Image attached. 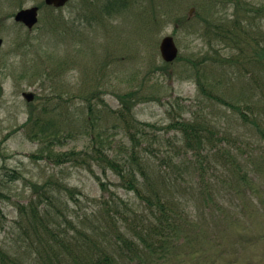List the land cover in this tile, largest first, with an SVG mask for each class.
<instances>
[{"label": "rangeland", "instance_id": "1", "mask_svg": "<svg viewBox=\"0 0 264 264\" xmlns=\"http://www.w3.org/2000/svg\"><path fill=\"white\" fill-rule=\"evenodd\" d=\"M34 5L40 6V20L33 29L14 21L17 10ZM245 8L251 22L245 29L242 21L235 25L219 18L236 14L243 20ZM217 27L230 28L235 37H219ZM246 30L248 35L240 37ZM166 35L179 47L172 63L164 62L159 49ZM0 38V246L33 261L35 252L29 254L33 248L19 222L20 204L38 202L46 193L61 199L56 203L64 212H59L61 238L66 227L69 235L75 232L65 216L81 226L78 215L91 214L110 191L143 207L135 191L124 188L112 169H104L95 148L121 155L131 145L118 118L126 102L137 120L152 124L145 126L142 152L151 159L153 186L161 191L165 186V198L184 207L192 225H204L182 235L181 229L176 242L162 250H140L145 263L264 264V214L256 215L264 213V0H70L60 8L44 0H0ZM24 91L34 93L33 101L22 96ZM130 91V100L121 97ZM182 118L204 128L211 137L207 149L198 154L199 149L184 148L179 131L169 127ZM51 151L57 156L48 157ZM72 151L74 158L68 154ZM182 159L189 166V182L180 176ZM239 173L257 180L254 193L252 182L246 185L249 197L233 194L252 207L241 212L228 202L222 216L232 224L224 229L227 223L212 220V180L228 187ZM62 185L73 189L74 197L59 191ZM240 232L246 236L243 260L235 262L214 236L227 242ZM52 243L36 252L42 257L59 252V243ZM120 262L134 264L129 255Z\"/></svg>", "mask_w": 264, "mask_h": 264}, {"label": "trees", "instance_id": "2", "mask_svg": "<svg viewBox=\"0 0 264 264\" xmlns=\"http://www.w3.org/2000/svg\"><path fill=\"white\" fill-rule=\"evenodd\" d=\"M259 11L260 8H258ZM248 12L249 10L245 11L243 20H240L235 15L233 19L235 25L239 24L238 21H242L243 29H245L247 23L251 25ZM219 14L220 11L216 12L212 18L219 16ZM219 18L223 22H230L233 17H228L225 14L221 17L219 16ZM206 20L208 24H214L210 19ZM215 32L219 34V37L227 41L235 37L233 35L235 33L230 28L221 30L220 27H217ZM243 33L245 35L240 36L242 38L248 35L247 30ZM133 93V91L126 92L121 97L128 96L126 100H130L134 95ZM135 101L137 102L138 100ZM222 101L233 107L235 105L223 99ZM132 109V105L123 102L122 110L118 114V118L120 117L119 121L123 122L127 128L131 141V145L125 147V153L111 155L100 147L95 148L98 152V159L103 162L104 169H112L119 177L120 184L124 188L135 191L141 200L145 202L143 207L138 208L136 205H132V202L124 199L119 193L110 191L109 197L103 198L91 214L85 213L84 215H78L81 218V226H78L73 219L65 216L63 220L68 222L75 232L69 235L66 229L68 227H66L63 229L65 236L61 238L60 231L63 222L60 219L59 212L62 214L64 212L56 204L61 199L55 193L53 195L48 193L43 194L40 196L42 200L38 202L32 200L28 205L20 204L22 217L19 222L25 229V239L29 242V246L33 248V251L29 252V254L32 255L35 252L33 261L28 257H22L0 246V264H121L120 259L128 255L130 263L149 264L145 263V259L139 253L140 250L149 253L162 250L176 242V234L181 229H183L180 233L182 235L184 232L188 233L190 229L198 232L204 228V225H200L201 223L192 225L193 223L189 219L190 216L185 213L184 207L180 208L177 205L178 202L165 198L164 193H167L165 186H161L162 191L153 186V180L149 172L152 169L151 159L145 152H142L144 148L143 143L146 141L145 126L152 124L137 120L133 116ZM93 111V107L89 105L88 113L91 127L94 126ZM240 111L243 119L248 121L247 113L242 110ZM30 120L33 123H38V118L33 119L32 113ZM120 122L119 125H122ZM169 127L179 131L185 149H199L197 151L198 154L201 153V149H207V143L211 137L205 133L204 128L195 119L182 118L171 122ZM137 132H140V135ZM40 133L47 136L46 132L40 131ZM262 133L264 135V129ZM34 134L35 137L39 135L38 132ZM50 136L57 140L60 139L58 133H53ZM53 153L54 151H51L48 157ZM68 154L73 158L76 155L74 151ZM41 156L43 157L44 154ZM169 160L174 161L172 156L169 157ZM188 167L184 159H182L180 176L186 178L189 182ZM239 175L240 177L232 181L228 187H223L219 182L212 180V187L210 189L212 191V220H217V224L219 222L227 223L226 218H223L222 214L227 207L231 206L228 205V202L234 203L236 208H239L241 212H247V209L249 211L251 210V202H245L244 200L238 202V200L242 193H247L249 197L250 192L246 185L249 186L250 182H252L250 189H252L253 193L256 191L257 187H252V185L256 184L257 180L255 179L254 181V179L248 178V174L242 175L239 173ZM99 180L102 189L109 192L110 188L108 184L102 181L101 178ZM62 188L67 194L74 197L75 192L73 189L69 186H58L59 191ZM148 191L152 193H148ZM224 191L227 193L225 192L223 194ZM233 194L240 196L239 198H235ZM207 196L210 197L211 194L209 193ZM55 207L57 211L53 213L52 210ZM216 212L220 214H216ZM263 214L256 213L257 216H262ZM238 216L236 215L235 217ZM233 219L235 218L231 220ZM230 224L232 223H227V227L224 229H229L228 225L230 226ZM247 226L256 232L253 226L249 224ZM214 238L217 240L218 245H223L224 241L221 240L219 235L214 236ZM245 238L246 236L240 232L236 239L226 245L229 248V256L235 262L240 258L243 260L242 249ZM52 242L59 243V248L56 249H59V252H51L49 257H42L36 252L43 250L45 246L52 248ZM62 246L67 250L65 254L62 253ZM68 253H72V260L66 258Z\"/></svg>", "mask_w": 264, "mask_h": 264}, {"label": "water", "instance_id": "3", "mask_svg": "<svg viewBox=\"0 0 264 264\" xmlns=\"http://www.w3.org/2000/svg\"><path fill=\"white\" fill-rule=\"evenodd\" d=\"M67 1L68 0H46L48 4H53L55 6H62ZM15 19L17 21L24 22L28 27L32 28L33 25L38 21V7L33 6V7L21 9L15 15ZM1 44H2V39L0 38V45ZM160 51L162 57L166 61H173L177 57L178 48L172 36L168 35L162 39L160 44ZM23 96L29 101L34 98V94L32 92H24Z\"/></svg>", "mask_w": 264, "mask_h": 264}]
</instances>
